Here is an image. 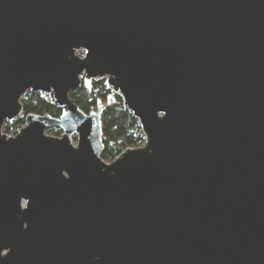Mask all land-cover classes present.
I'll use <instances>...</instances> for the list:
<instances>
[{"label": "water", "instance_id": "95a60500", "mask_svg": "<svg viewBox=\"0 0 264 264\" xmlns=\"http://www.w3.org/2000/svg\"><path fill=\"white\" fill-rule=\"evenodd\" d=\"M97 79L146 139L113 162ZM30 91L62 115L10 137ZM0 264H264V0H0Z\"/></svg>", "mask_w": 264, "mask_h": 264}, {"label": "trees", "instance_id": "16d2710c", "mask_svg": "<svg viewBox=\"0 0 264 264\" xmlns=\"http://www.w3.org/2000/svg\"><path fill=\"white\" fill-rule=\"evenodd\" d=\"M71 98L86 113L97 111L100 103L108 104L111 97L115 98L112 105H107L102 113L104 152L102 158L113 162L128 148H138L146 141L141 125L136 117L125 108L120 96L116 95L107 85L105 79H97L92 86L85 84L70 94ZM22 116L13 121L5 129L7 135L11 128L18 133L26 124V117L30 114L51 115L59 118L63 110L59 108L52 97L39 92H28L21 100ZM62 133H58L61 136Z\"/></svg>", "mask_w": 264, "mask_h": 264}, {"label": "rangeland", "instance_id": "374dc122", "mask_svg": "<svg viewBox=\"0 0 264 264\" xmlns=\"http://www.w3.org/2000/svg\"><path fill=\"white\" fill-rule=\"evenodd\" d=\"M78 54H80V55L82 56V55H83V52H79ZM93 112H96V111H93ZM21 116H22V114H21L18 118H20ZM18 118H16V119H18ZM16 119H15V120H16ZM13 121H14V120H13ZM13 121L6 122V123H5V125H4V127H3V133H5V129L7 128L8 125H12ZM59 132L62 133V131L59 130V129H51V130L47 131V133H49V134H54V135H56V136H58V133H59ZM15 134H16V133H15V129L11 128L9 136L12 137V136L15 135ZM59 137H61V136H59ZM74 141H75V144H77V139H76V137H75ZM145 143H146V141H145L141 146H144Z\"/></svg>", "mask_w": 264, "mask_h": 264}, {"label": "built area", "instance_id": "2783aa9c", "mask_svg": "<svg viewBox=\"0 0 264 264\" xmlns=\"http://www.w3.org/2000/svg\"><path fill=\"white\" fill-rule=\"evenodd\" d=\"M19 133V132H18ZM18 133H16L15 135H13V136H16Z\"/></svg>", "mask_w": 264, "mask_h": 264}]
</instances>
